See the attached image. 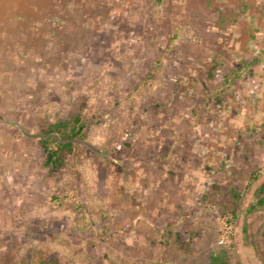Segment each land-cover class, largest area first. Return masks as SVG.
I'll list each match as a JSON object with an SVG mask.
<instances>
[{"label":"rangeland","instance_id":"374dc122","mask_svg":"<svg viewBox=\"0 0 264 264\" xmlns=\"http://www.w3.org/2000/svg\"><path fill=\"white\" fill-rule=\"evenodd\" d=\"M204 2L0 0V120L80 115L106 154L81 144L56 167L0 122V264H264V103L247 89L264 78L189 77L210 52ZM190 7L196 30H175Z\"/></svg>","mask_w":264,"mask_h":264},{"label":"crops","instance_id":"0c3cea01","mask_svg":"<svg viewBox=\"0 0 264 264\" xmlns=\"http://www.w3.org/2000/svg\"><path fill=\"white\" fill-rule=\"evenodd\" d=\"M204 3L207 21L204 27H201V30L207 35L208 39L205 45L210 47V52L200 54L207 58L206 63L203 64L204 68L200 64H195L189 77L192 76L198 80L200 78V80H203L201 81L203 82L202 84L206 86L216 81L213 79H223V84L225 85L215 87L217 91L222 86H229L235 79L240 82L250 83V81L243 80L246 79L247 75H250L248 76L249 79L259 83L258 80L264 78L262 64L264 59V0H205ZM190 8L188 13L193 16L188 17L189 20L185 18L187 20L185 23L179 24L175 22V30H178L179 27H188L196 30L193 25H198L200 17L196 11H193L195 8ZM175 13L180 14L181 11ZM190 41L192 45L197 46L198 43L195 36L192 35ZM257 60L259 61L258 64L255 62ZM254 62L255 64L252 65ZM215 63H218L220 70H215ZM186 76L188 75L185 74L182 77ZM198 84L201 85L200 82ZM259 85L251 84L247 86V89L250 91L254 88L260 94L261 99L259 101L264 103V83L259 88L256 87ZM235 92L238 93L239 90ZM256 201L255 204H264V198ZM261 225L260 234L264 235V219L262 221L259 220L258 224H256L257 228H260ZM218 255L220 254L216 253L212 256Z\"/></svg>","mask_w":264,"mask_h":264},{"label":"trees","instance_id":"16d2710c","mask_svg":"<svg viewBox=\"0 0 264 264\" xmlns=\"http://www.w3.org/2000/svg\"><path fill=\"white\" fill-rule=\"evenodd\" d=\"M249 64V63H248ZM80 115L74 116L71 120L58 121L52 125V127L42 130L43 132L56 131L61 137H80L84 135L82 129L84 124L81 123ZM41 146L45 152L47 161L52 162L56 167H60L63 164L64 159L67 156H74L77 150L80 149L81 144L74 145L72 143H59L54 138H38ZM229 201L224 210V214H231L233 217L237 214L238 200L240 199V191L237 189H230L228 193ZM221 256H211V264H217L216 262L223 263ZM224 264V263H223Z\"/></svg>","mask_w":264,"mask_h":264},{"label":"water","instance_id":"95a60500","mask_svg":"<svg viewBox=\"0 0 264 264\" xmlns=\"http://www.w3.org/2000/svg\"><path fill=\"white\" fill-rule=\"evenodd\" d=\"M2 123H7V124H12L17 126L23 135L30 137V138H54L56 139L59 143H72L74 145L76 144H82L92 151H95L96 153H99L101 155H106L104 151L96 148L92 143H90L88 140L80 138V137H61L60 134L56 131H48V132H43V131H38V132H29L26 130L22 124L18 121H8V120H0Z\"/></svg>","mask_w":264,"mask_h":264}]
</instances>
